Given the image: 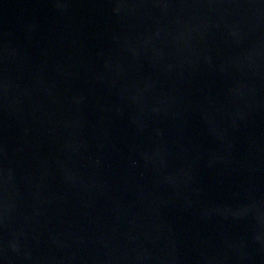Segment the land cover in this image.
Masks as SVG:
<instances>
[{"label":"water","instance_id":"obj_1","mask_svg":"<svg viewBox=\"0 0 264 264\" xmlns=\"http://www.w3.org/2000/svg\"><path fill=\"white\" fill-rule=\"evenodd\" d=\"M0 264H264V0H0Z\"/></svg>","mask_w":264,"mask_h":264}]
</instances>
